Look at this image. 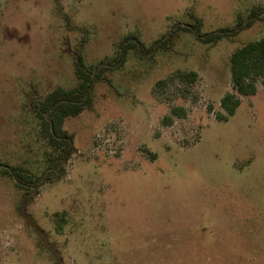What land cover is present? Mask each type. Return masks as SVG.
<instances>
[{
  "label": "rangeland",
  "instance_id": "374dc122",
  "mask_svg": "<svg viewBox=\"0 0 264 264\" xmlns=\"http://www.w3.org/2000/svg\"><path fill=\"white\" fill-rule=\"evenodd\" d=\"M256 7L264 0H0V264H264L261 82L215 118L230 56L264 38V21L199 39ZM79 56L93 106L65 121L75 150L48 175L58 151L33 105L77 85ZM177 70L199 78L157 85ZM173 108L187 115L167 125ZM16 167L34 178L18 185Z\"/></svg>",
  "mask_w": 264,
  "mask_h": 264
},
{
  "label": "trees",
  "instance_id": "16d2710c",
  "mask_svg": "<svg viewBox=\"0 0 264 264\" xmlns=\"http://www.w3.org/2000/svg\"><path fill=\"white\" fill-rule=\"evenodd\" d=\"M257 20L264 21V7L254 8L246 21L239 17L237 25L230 32H213L200 36L199 39L206 44H216L223 38L236 36L242 30L251 27ZM131 37L130 35L125 40ZM130 48L132 47L129 46L128 49ZM230 68L232 91L226 93L220 101L223 112L215 116L219 121H228L235 114L241 104L242 97L255 95L259 87L258 82H261L264 90V38L250 41L235 50L230 56ZM93 73V70L85 67L79 56V62L76 63V75L79 80L77 85L70 89L56 88L33 105L34 113L41 120V135L53 148V151H58L57 155L51 151L48 154V175L64 171V163L75 150L73 136L64 129V124L68 118L76 117L84 110L92 108L91 91L95 82ZM198 78L199 74L196 71L177 70L167 79L160 80L157 85L162 88L175 82L193 85ZM171 113L172 116L163 120L167 125L173 123V117L185 118L187 115L184 108H173ZM155 157L154 155L153 159ZM14 177L20 186L34 178L27 169L22 167L15 168ZM36 179L39 181L40 177Z\"/></svg>",
  "mask_w": 264,
  "mask_h": 264
}]
</instances>
